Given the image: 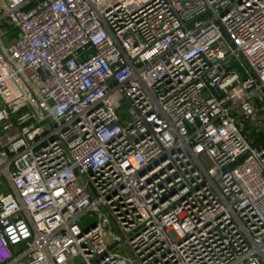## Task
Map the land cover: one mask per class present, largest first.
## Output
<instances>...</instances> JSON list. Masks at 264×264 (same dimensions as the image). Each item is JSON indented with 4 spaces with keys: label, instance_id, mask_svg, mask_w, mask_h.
<instances>
[{
    "label": "built area",
    "instance_id": "1",
    "mask_svg": "<svg viewBox=\"0 0 264 264\" xmlns=\"http://www.w3.org/2000/svg\"><path fill=\"white\" fill-rule=\"evenodd\" d=\"M260 116L264 0H0V264H264Z\"/></svg>",
    "mask_w": 264,
    "mask_h": 264
},
{
    "label": "rangeland",
    "instance_id": "2",
    "mask_svg": "<svg viewBox=\"0 0 264 264\" xmlns=\"http://www.w3.org/2000/svg\"><path fill=\"white\" fill-rule=\"evenodd\" d=\"M122 105H123V107H122V109L120 110L121 113H123L124 110L126 109V104H124V103L122 102ZM249 132H250V130H249ZM85 220H88V217H86Z\"/></svg>",
    "mask_w": 264,
    "mask_h": 264
},
{
    "label": "water",
    "instance_id": "3",
    "mask_svg": "<svg viewBox=\"0 0 264 264\" xmlns=\"http://www.w3.org/2000/svg\"><path fill=\"white\" fill-rule=\"evenodd\" d=\"M258 118H259L261 121L264 122V116H260V117H258ZM252 125L254 126V125H255V122H253Z\"/></svg>",
    "mask_w": 264,
    "mask_h": 264
}]
</instances>
